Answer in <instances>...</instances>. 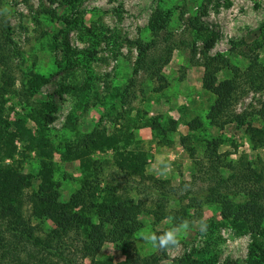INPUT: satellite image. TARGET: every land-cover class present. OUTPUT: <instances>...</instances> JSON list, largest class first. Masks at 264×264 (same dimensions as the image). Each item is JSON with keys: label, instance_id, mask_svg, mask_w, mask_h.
<instances>
[{"label": "rangeland", "instance_id": "rangeland-1", "mask_svg": "<svg viewBox=\"0 0 264 264\" xmlns=\"http://www.w3.org/2000/svg\"><path fill=\"white\" fill-rule=\"evenodd\" d=\"M140 45L146 63L168 57L158 75L136 63ZM252 53L264 65V0H0V77L10 85L2 128L16 134L20 122L27 133L0 154V215L21 201L34 235L45 239L54 224L31 206L42 184L63 202L91 179L97 195L141 209L127 250L90 214L86 238L99 264H172L185 255L248 264L253 241L264 248V196L248 202L253 191L264 193V71L248 84ZM213 56L227 63L217 81L236 71L240 87L215 120L216 97L202 85ZM32 73L38 89L28 85ZM210 187L233 191L227 215ZM157 209L164 214L156 218ZM170 216L192 221L179 247L158 250L139 239L142 230L171 227ZM257 257L253 264H264V253Z\"/></svg>", "mask_w": 264, "mask_h": 264}, {"label": "trees", "instance_id": "trees-1", "mask_svg": "<svg viewBox=\"0 0 264 264\" xmlns=\"http://www.w3.org/2000/svg\"><path fill=\"white\" fill-rule=\"evenodd\" d=\"M163 18L165 16L163 15ZM145 47L141 46L138 48V54L136 63L140 64L144 61L143 55L145 53ZM168 50V49H167ZM168 57L160 54L157 59L151 61H144L147 65V70L153 75H158L160 68L166 63ZM219 56H213L204 63V71L202 76L203 87L214 94L215 101L210 107L209 117L215 120L216 114L225 112L229 104L236 97L238 88L237 72L234 71L232 78L217 81L216 73L221 67L226 65V60L221 63ZM248 66L245 70V79L249 81L250 86H254L258 75L264 71V65H261L257 53H252L249 58ZM224 64V65H222ZM154 68V69H153ZM235 70V69H234ZM239 76V75H238ZM40 76L37 74H31L28 81L30 88L38 89ZM10 85L8 81L1 76L0 77V154L4 153L7 156L15 150L13 138L15 136H27L24 131L23 125L20 122L16 126V134L6 132L2 128V120L4 114V106L2 99L4 93L9 90ZM32 90V89H31ZM235 119L240 120V116H235ZM240 123L242 121L240 120ZM17 136V137H18ZM20 137V138H21ZM124 162H128L129 158ZM20 161L17 160V165ZM132 165V164H130ZM43 174H47L49 171V164L42 161ZM125 170V168L121 167ZM47 175H45V178ZM153 180V184L159 183L160 187L166 181L156 180L154 177H150ZM48 181V179H46ZM45 180V181H46ZM219 183H224L226 180L218 176ZM168 184V182H166ZM98 184L95 180H83L80 187L70 195V197L63 202L52 201V189L50 183L42 184L39 193L33 196V204L31 205L33 213L39 218L45 220H51L54 226L46 234L45 239L34 235V227L30 225L28 217H24L21 213L20 207L21 201H17L14 207V212L11 215H0V264H87L84 260L88 258V264H99L94 259L97 249L89 243L86 238V227L91 222L90 214H96L100 220L108 226L106 239L118 243L124 246L127 250L130 245V237L133 232L136 231L141 223L138 221L137 215L140 213L139 204H125L124 201H115L108 199L107 196L97 195ZM172 189L174 187H171ZM221 191L220 188L210 187L209 194L216 196L223 202L222 214L227 215L229 208L228 199L231 195L230 191ZM102 192V191H101ZM160 199H167L169 195L166 191L157 193ZM234 194V193H233ZM264 196L263 191H253L248 194V202L253 203ZM1 200H5L0 196ZM229 203V204H228ZM227 207V209H226ZM225 208V209H224ZM158 212L154 214L157 218L161 214H164L162 210L157 209ZM251 213L253 218H257L258 212L256 210L246 211ZM6 216L8 218H6ZM244 218L250 222L251 220L256 221L248 216ZM258 223V222H257ZM253 229L255 227L252 226ZM82 238L81 242L77 241ZM84 238V239H83ZM80 242V245L78 243ZM264 253V248L254 240L252 247L249 250V263L253 264L257 260V254ZM126 261L117 264H127ZM253 261V262H252ZM211 264L210 261H202L197 257H191L185 255L180 259H176L172 264Z\"/></svg>", "mask_w": 264, "mask_h": 264}, {"label": "clouds", "instance_id": "clouds-1", "mask_svg": "<svg viewBox=\"0 0 264 264\" xmlns=\"http://www.w3.org/2000/svg\"><path fill=\"white\" fill-rule=\"evenodd\" d=\"M169 220L172 221V226L164 230L162 233L157 234L150 229H145L138 233L139 239L151 244L158 250H168L179 247L182 234L189 231L192 221L180 219L177 223L176 218L172 216L169 217ZM199 230L201 234L206 233L207 224L201 223L199 225Z\"/></svg>", "mask_w": 264, "mask_h": 264}]
</instances>
